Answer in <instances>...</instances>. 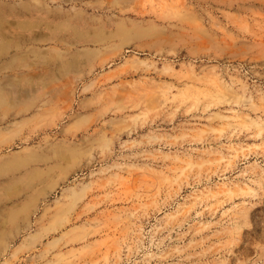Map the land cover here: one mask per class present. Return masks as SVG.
Segmentation results:
<instances>
[{"label":"rangeland","instance_id":"obj_1","mask_svg":"<svg viewBox=\"0 0 264 264\" xmlns=\"http://www.w3.org/2000/svg\"><path fill=\"white\" fill-rule=\"evenodd\" d=\"M0 264H264V0H0Z\"/></svg>","mask_w":264,"mask_h":264},{"label":"bare ground","instance_id":"obj_2","mask_svg":"<svg viewBox=\"0 0 264 264\" xmlns=\"http://www.w3.org/2000/svg\"><path fill=\"white\" fill-rule=\"evenodd\" d=\"M30 191V190H29ZM11 192V191H10ZM13 192V191H12ZM21 197V196H20ZM12 200V199H11Z\"/></svg>","mask_w":264,"mask_h":264}]
</instances>
